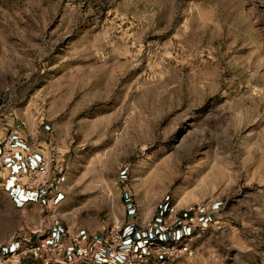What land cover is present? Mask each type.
Listing matches in <instances>:
<instances>
[{
    "label": "rangeland",
    "instance_id": "obj_1",
    "mask_svg": "<svg viewBox=\"0 0 264 264\" xmlns=\"http://www.w3.org/2000/svg\"><path fill=\"white\" fill-rule=\"evenodd\" d=\"M0 120L64 155L71 230L204 205L167 264H264V0H0ZM33 218L0 188V247Z\"/></svg>",
    "mask_w": 264,
    "mask_h": 264
},
{
    "label": "crops",
    "instance_id": "obj_2",
    "mask_svg": "<svg viewBox=\"0 0 264 264\" xmlns=\"http://www.w3.org/2000/svg\"><path fill=\"white\" fill-rule=\"evenodd\" d=\"M43 130L45 131L46 129L40 127L38 130L36 127V129L25 133L17 123L1 122L0 120V154L2 143L6 139H11L16 147L13 157L4 166H0V188L5 190L18 206L22 203L23 207L33 212V220L36 222L29 235L23 237H29L32 241L39 238L47 241H63L67 245V252H72V248L68 247L72 236L80 235L82 242L85 245H90L102 240L104 231L109 225L112 223L121 224L124 239L116 260L106 262L98 258L97 264H124L127 254L131 251H139L144 241L149 238L148 236L153 234H155L152 236L153 238L163 241H176L179 238L182 241L188 240L189 234L193 232V226L190 225L193 222V218L190 217L191 214H179L177 211L180 223L173 225L170 229H166L162 224V218L166 209L170 206L168 204H165L155 212L150 220L152 224L147 226L149 228L146 230L144 229L147 221L143 225H138L140 218L137 215L134 217V221L124 220L125 215L121 222L108 219L92 233H84L77 229L71 230L66 224H61L62 218L56 214L55 208L58 205L57 208L62 209L66 202V200L62 201L59 198L61 194L60 184L63 182L67 167L64 155L55 147L56 144L54 145V142L48 138L43 139L41 137L44 133ZM25 146L30 147V152L24 151ZM41 157L47 158L51 162L49 183L52 182L53 176H59L62 173L63 176H59L57 183L55 181L51 183L52 188L44 198L38 199L35 192L20 187L15 181V176L35 168ZM131 210L129 209L130 212ZM198 226L202 227V225ZM16 245L15 242H11L8 246L0 247V254L9 252ZM21 264H30V262L24 260Z\"/></svg>",
    "mask_w": 264,
    "mask_h": 264
},
{
    "label": "built area",
    "instance_id": "obj_3",
    "mask_svg": "<svg viewBox=\"0 0 264 264\" xmlns=\"http://www.w3.org/2000/svg\"><path fill=\"white\" fill-rule=\"evenodd\" d=\"M15 144L11 139L2 143L0 154V166H4L15 154ZM25 152H30V147H24ZM50 160L41 157L37 166L26 173L15 176V181L20 187L35 192L36 198H44L51 190V183L59 180V176H53L52 182H48L51 174ZM188 213L203 216L207 207L197 205L187 209ZM180 223L177 209L169 206L162 218L163 226H172ZM122 226L112 223L105 231L100 242L85 245L80 235H74L67 245L63 241H47L39 238L32 241L29 237H14L17 245L7 253L0 254V264H21L28 260L30 264H97L101 258L106 262L116 260L123 243ZM190 252L189 240L163 241L156 238H148L144 241L139 251H131L127 254L124 264H163L173 262Z\"/></svg>",
    "mask_w": 264,
    "mask_h": 264
}]
</instances>
